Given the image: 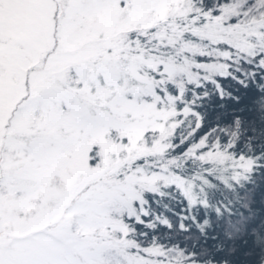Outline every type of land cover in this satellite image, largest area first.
Wrapping results in <instances>:
<instances>
[{
	"label": "snow or ice",
	"instance_id": "1",
	"mask_svg": "<svg viewBox=\"0 0 264 264\" xmlns=\"http://www.w3.org/2000/svg\"><path fill=\"white\" fill-rule=\"evenodd\" d=\"M264 0H0V264H264Z\"/></svg>",
	"mask_w": 264,
	"mask_h": 264
},
{
	"label": "trees",
	"instance_id": "2",
	"mask_svg": "<svg viewBox=\"0 0 264 264\" xmlns=\"http://www.w3.org/2000/svg\"><path fill=\"white\" fill-rule=\"evenodd\" d=\"M262 206H264V199H261L259 194H257V202L254 205V207L256 208L257 212H259L261 210Z\"/></svg>",
	"mask_w": 264,
	"mask_h": 264
}]
</instances>
